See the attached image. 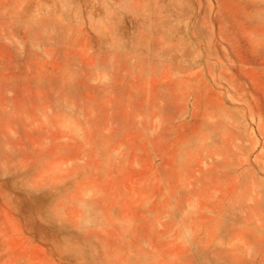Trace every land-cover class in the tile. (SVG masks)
<instances>
[{
	"label": "rangeland",
	"instance_id": "rangeland-1",
	"mask_svg": "<svg viewBox=\"0 0 264 264\" xmlns=\"http://www.w3.org/2000/svg\"><path fill=\"white\" fill-rule=\"evenodd\" d=\"M260 1L0 0V264H264Z\"/></svg>",
	"mask_w": 264,
	"mask_h": 264
},
{
	"label": "bare ground",
	"instance_id": "bare-ground-1",
	"mask_svg": "<svg viewBox=\"0 0 264 264\" xmlns=\"http://www.w3.org/2000/svg\"><path fill=\"white\" fill-rule=\"evenodd\" d=\"M254 1V0H253ZM259 2H261L260 0H259ZM255 8V7H254ZM252 9H253V7H252ZM258 9V8H257ZM253 11V10H252ZM256 12V11H255ZM228 20V19H227ZM225 22V21H224ZM222 26H223V24H222ZM225 30V29H224ZM227 30H225V32H226ZM33 208V207H32Z\"/></svg>",
	"mask_w": 264,
	"mask_h": 264
}]
</instances>
